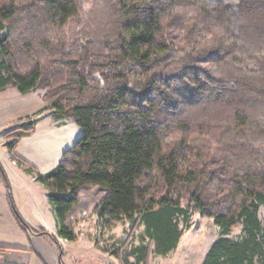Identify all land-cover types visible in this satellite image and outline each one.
Segmentation results:
<instances>
[{
  "label": "trees",
  "instance_id": "1",
  "mask_svg": "<svg viewBox=\"0 0 264 264\" xmlns=\"http://www.w3.org/2000/svg\"><path fill=\"white\" fill-rule=\"evenodd\" d=\"M0 34V89L45 90L83 131L35 177L58 237L93 185L103 223L144 226L135 264L195 213L219 229L202 264H264V0H0Z\"/></svg>",
  "mask_w": 264,
  "mask_h": 264
},
{
  "label": "rangeland",
  "instance_id": "2",
  "mask_svg": "<svg viewBox=\"0 0 264 264\" xmlns=\"http://www.w3.org/2000/svg\"><path fill=\"white\" fill-rule=\"evenodd\" d=\"M45 95L41 89L22 95L13 83L0 89V202L3 199L10 205L9 212L1 210L0 204V246L32 249L30 263L41 264L35 254L37 243L32 241V237H37L55 247L59 256L62 252L61 264H127L126 260L135 264L140 258L139 250L150 245L145 228L141 224L133 228L127 220L103 223L96 209L106 193L97 186L80 191L79 204L65 221L75 240L58 237L50 191L35 177L36 173L46 175L57 168L83 131L70 120L56 118ZM30 126L34 130L20 138ZM12 142L15 149L11 151L8 144ZM180 228L183 229L182 224ZM241 234L238 228L230 237L238 240ZM218 237L219 229L213 219L195 213L176 250L162 257L155 255L152 248L141 264H202Z\"/></svg>",
  "mask_w": 264,
  "mask_h": 264
},
{
  "label": "crops",
  "instance_id": "3",
  "mask_svg": "<svg viewBox=\"0 0 264 264\" xmlns=\"http://www.w3.org/2000/svg\"><path fill=\"white\" fill-rule=\"evenodd\" d=\"M6 191V188L4 189ZM1 204V210L3 209L10 212V205H8V201L5 200ZM1 229V226H0ZM58 231V229H57ZM36 239V241H35ZM32 241L37 243V250L35 254L40 259L41 264H61L62 263V252L61 256L58 255V251L55 247H53L51 244H47L42 239H38L37 237H32ZM33 248V246H32ZM62 248V247H60ZM63 248L61 249V251ZM26 253V254H19V253ZM32 249L27 248H17V247H3L0 246V264H32L30 263V257L32 254H30ZM30 254V255H29ZM33 257V256H32ZM64 264V263H63Z\"/></svg>",
  "mask_w": 264,
  "mask_h": 264
},
{
  "label": "water",
  "instance_id": "4",
  "mask_svg": "<svg viewBox=\"0 0 264 264\" xmlns=\"http://www.w3.org/2000/svg\"><path fill=\"white\" fill-rule=\"evenodd\" d=\"M7 187H8V190L10 192V185H9L8 181H7Z\"/></svg>",
  "mask_w": 264,
  "mask_h": 264
}]
</instances>
